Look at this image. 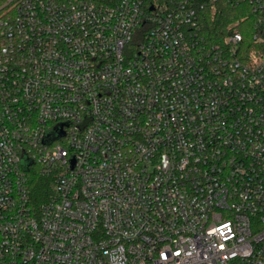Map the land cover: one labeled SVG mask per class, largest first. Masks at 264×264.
<instances>
[{"label": "built area", "instance_id": "1", "mask_svg": "<svg viewBox=\"0 0 264 264\" xmlns=\"http://www.w3.org/2000/svg\"><path fill=\"white\" fill-rule=\"evenodd\" d=\"M0 264H264V0H0Z\"/></svg>", "mask_w": 264, "mask_h": 264}, {"label": "trees", "instance_id": "2", "mask_svg": "<svg viewBox=\"0 0 264 264\" xmlns=\"http://www.w3.org/2000/svg\"><path fill=\"white\" fill-rule=\"evenodd\" d=\"M238 8H234L226 2H219L213 9L205 13L201 20L203 34L212 40L220 39L228 30L229 25L239 17ZM49 185V184H48ZM43 179H40L35 186L37 201H41L49 191Z\"/></svg>", "mask_w": 264, "mask_h": 264}, {"label": "rangeland", "instance_id": "3", "mask_svg": "<svg viewBox=\"0 0 264 264\" xmlns=\"http://www.w3.org/2000/svg\"><path fill=\"white\" fill-rule=\"evenodd\" d=\"M246 15H247L246 12H242V13L240 14L239 18L245 17Z\"/></svg>", "mask_w": 264, "mask_h": 264}]
</instances>
